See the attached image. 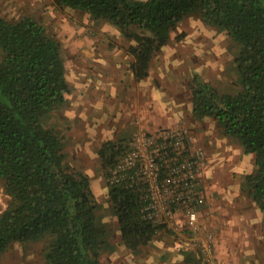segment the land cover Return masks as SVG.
Listing matches in <instances>:
<instances>
[{
	"label": "trees",
	"instance_id": "1",
	"mask_svg": "<svg viewBox=\"0 0 264 264\" xmlns=\"http://www.w3.org/2000/svg\"><path fill=\"white\" fill-rule=\"evenodd\" d=\"M55 1L112 24L133 41L137 79L149 75L153 58L189 15L230 35L237 46L235 78L219 88L195 75L192 115L214 119L224 137L254 154V170L241 185L264 224V0ZM70 91L61 45L47 27L30 16L9 20L0 12V178L10 199L0 214L1 254L15 243L38 242L46 264H102L114 247L92 180L69 160L65 131L54 122ZM128 141L102 144L105 180ZM106 189L127 249L137 252L164 231L144 218L139 190L107 182Z\"/></svg>",
	"mask_w": 264,
	"mask_h": 264
},
{
	"label": "rangeland",
	"instance_id": "2",
	"mask_svg": "<svg viewBox=\"0 0 264 264\" xmlns=\"http://www.w3.org/2000/svg\"><path fill=\"white\" fill-rule=\"evenodd\" d=\"M0 12L9 20L30 16L47 27L49 33L61 45V53L65 66H67L66 77L71 91L75 86L69 80L73 78V74H76L78 64L86 63L85 50L89 48L88 43H97L101 40L114 41L116 44L119 43V46L123 47L129 54V48L134 44L133 41L127 40L118 28L112 27L113 25L110 23L96 21L82 11L66 7L60 8L55 0H0ZM101 29L106 32L105 35H101ZM236 53L237 46L226 31L204 24L197 15H189L172 31L168 43L154 57V74L158 76L157 89L159 91L164 90V86H162L160 81V74L166 77L169 73L178 76L177 81L174 80L172 84L170 83V90L180 91L178 99L182 100L184 105V116L176 126L185 124L197 140L199 137L211 134L221 141L224 145V154L221 155L226 157L224 158L225 166L228 164V159L231 158L232 161H230V165L226 169H224L223 163L220 164L221 171L219 173L223 175L228 168L230 179L234 180L233 183L239 184L242 183L245 175L252 173L254 170L253 154L244 153L242 146L237 141L224 137L220 126L214 119H196L192 115L191 102V85L195 75H199L201 79L211 82L219 88H225L230 84L235 78L234 59ZM75 58L76 61L74 62ZM80 66L83 67L82 65ZM110 81L120 85V80L115 75L110 77ZM131 87L129 79L124 78L123 85L116 96L109 98V100H103L105 103H110L109 106L108 104L106 105L105 110L108 111L109 108L112 111V120L111 117H108V113L100 115L98 112V122H94V115H86L84 112L85 107L76 106L75 97L68 98L65 108L57 112L54 118V122H56L58 127L65 131V151L69 160L73 165L82 168L90 176L94 194L101 205L100 215L112 230L111 241L114 247H111L103 255L102 264H145L144 262L149 257L157 256V250L161 249L156 242V244L152 243L143 247L137 253H132L123 244L116 217L108 201L106 180L99 156V150L107 140L127 141L132 137L130 135H133L136 131L133 124H131L132 120L129 125L132 127L131 132L126 129L129 132L127 136L130 134L129 138L122 137L125 129L119 131V128L125 124V110L132 107L135 99V95L132 97L128 94L129 90L131 91ZM84 115L85 118L83 117ZM99 120L102 122H99ZM108 121H111V134H108V131L105 130V125L106 122L108 124ZM85 123L90 124V126L86 127ZM206 151L208 153V167L205 182L211 184L212 170L213 173H217L218 166L214 165V158L207 148ZM9 200L4 190V181L0 178V214L6 209ZM209 205L205 196V203L201 206L200 213L207 215L209 213ZM177 218L183 220L184 214L178 213ZM199 224V230L196 234L198 237L205 238L209 232L214 235V231L206 228L201 221ZM166 234L172 236L175 239L174 241H188V244L194 247L192 248V251L196 254L192 253L194 257L191 255L187 257V254H185L186 250L184 251L187 248L183 246V250L181 248L178 250H181L183 259H187L190 262L189 264H200V249L196 243L187 239L188 235L186 232L183 231L180 234H176L169 230H164L156 236H159V239L165 242ZM44 253L42 243H15L7 252L0 253V264H46ZM258 253H262L260 247ZM259 258L263 259V256H259ZM158 263L163 264L162 256Z\"/></svg>",
	"mask_w": 264,
	"mask_h": 264
},
{
	"label": "crops",
	"instance_id": "3",
	"mask_svg": "<svg viewBox=\"0 0 264 264\" xmlns=\"http://www.w3.org/2000/svg\"><path fill=\"white\" fill-rule=\"evenodd\" d=\"M100 32L101 35L106 33L102 29ZM88 47L85 50L86 63L78 64L76 74H73V78L69 80L75 88L67 95V99L75 97L76 106L85 107V114L94 115V122H98V112L100 115L108 113L109 118L113 116L109 108L108 111L105 110L106 105L109 106L110 103H105L103 100L116 96L123 85L124 78L129 79L132 92L129 90L128 94L132 97L135 95V99L132 107L125 110V124L119 128V131L125 129L122 137L130 135L127 136L132 129L129 126L131 120L134 130L141 127L147 132L174 127L181 122L184 116V105L182 100L178 99L180 91L170 90L172 82L177 81L178 76L172 73H169L167 77L160 74L164 90L159 91L157 89L158 76L154 74V58L150 65L149 75L143 79H137L131 69L134 57L119 46V43L101 40L97 43H88ZM114 75L119 78L121 86L110 81V77ZM83 117L85 118V115ZM99 122L102 121L99 120ZM85 124L86 127L90 126L88 123ZM110 125L111 121H108V124L106 122L105 130L108 134L112 132ZM201 138L199 137V142L205 150L207 148L217 164L214 163V165L218 167L217 173H213V170L211 173L210 181L213 185L205 182V178L203 179L202 191L210 205L207 215L199 214V222L201 221L206 228L214 231L215 254L219 264H264L263 213L249 192L242 188L241 183H233L234 180L230 179L228 168L223 175L219 173L221 171L219 165L224 164V158H226L225 155H221L224 154L223 143L211 134H206ZM230 161H232L231 158L228 159L227 166L224 164V169L230 165ZM159 238L156 236L149 245L157 242L161 249L157 250V256L149 257L144 262L145 264H160L158 261L161 256L163 264L190 263L187 259H183L181 250H178L179 248L183 250L182 246L190 248L189 250L184 249L185 254L187 257L188 255L193 256L192 248L194 247L189 245L188 241H174L175 239L167 234L165 242ZM259 247L262 250L260 254L258 253ZM259 256H263V259ZM203 262L200 254V264Z\"/></svg>",
	"mask_w": 264,
	"mask_h": 264
},
{
	"label": "built area",
	"instance_id": "4",
	"mask_svg": "<svg viewBox=\"0 0 264 264\" xmlns=\"http://www.w3.org/2000/svg\"><path fill=\"white\" fill-rule=\"evenodd\" d=\"M207 167L205 148L185 124L156 132L139 127L128 141V149L108 169L106 182L139 190L144 198V218L164 230L186 232L205 264H219L213 233L205 238L196 235L205 203L202 182ZM180 212L183 220L177 218Z\"/></svg>",
	"mask_w": 264,
	"mask_h": 264
}]
</instances>
